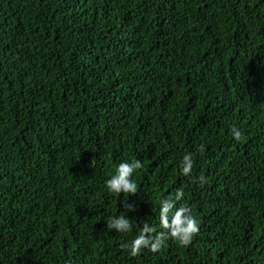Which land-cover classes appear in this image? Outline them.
<instances>
[{"label":"trees","instance_id":"trees-1","mask_svg":"<svg viewBox=\"0 0 264 264\" xmlns=\"http://www.w3.org/2000/svg\"><path fill=\"white\" fill-rule=\"evenodd\" d=\"M177 190L198 232L129 255ZM0 264H264V0H0Z\"/></svg>","mask_w":264,"mask_h":264},{"label":"clouds","instance_id":"clouds-1","mask_svg":"<svg viewBox=\"0 0 264 264\" xmlns=\"http://www.w3.org/2000/svg\"><path fill=\"white\" fill-rule=\"evenodd\" d=\"M231 135L234 140L240 141L241 131L232 126ZM141 161L138 159L122 160L114 169V173L104 181L108 192L119 195L120 193L135 194L137 185L132 178L135 170L141 168ZM193 168L192 154L185 152L180 158L179 173L182 176H190ZM183 196L182 191L177 190L173 199H162L159 205V226L161 231L156 232L152 226L145 223L136 235L129 241L120 244L129 255L136 256L143 249L152 252L158 251L165 238H170L179 245L186 246L191 241L194 234L199 230L198 219L191 214L190 208L184 205L176 206V202ZM128 211L133 209L131 204L125 202ZM106 228L115 230L118 233H126L129 228V219L126 216H115L106 223Z\"/></svg>","mask_w":264,"mask_h":264}]
</instances>
